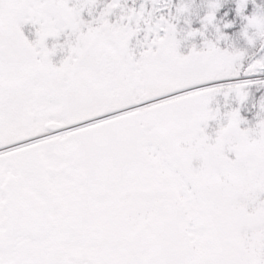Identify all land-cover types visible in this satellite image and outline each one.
<instances>
[{
    "label": "snow or ice",
    "instance_id": "1",
    "mask_svg": "<svg viewBox=\"0 0 264 264\" xmlns=\"http://www.w3.org/2000/svg\"><path fill=\"white\" fill-rule=\"evenodd\" d=\"M0 264H264V0H0Z\"/></svg>",
    "mask_w": 264,
    "mask_h": 264
},
{
    "label": "rangeland",
    "instance_id": "2",
    "mask_svg": "<svg viewBox=\"0 0 264 264\" xmlns=\"http://www.w3.org/2000/svg\"><path fill=\"white\" fill-rule=\"evenodd\" d=\"M251 7V6H250Z\"/></svg>",
    "mask_w": 264,
    "mask_h": 264
}]
</instances>
